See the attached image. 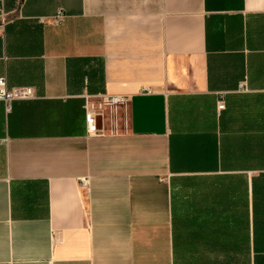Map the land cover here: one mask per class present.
<instances>
[{"label":"crops","instance_id":"crops-1","mask_svg":"<svg viewBox=\"0 0 264 264\" xmlns=\"http://www.w3.org/2000/svg\"><path fill=\"white\" fill-rule=\"evenodd\" d=\"M0 5V264H264V0Z\"/></svg>","mask_w":264,"mask_h":264},{"label":"built area","instance_id":"built-area-1","mask_svg":"<svg viewBox=\"0 0 264 264\" xmlns=\"http://www.w3.org/2000/svg\"><path fill=\"white\" fill-rule=\"evenodd\" d=\"M64 19V12L57 11V14L51 18V22L54 25H59L61 21ZM43 19H39V23H43ZM9 21V16L5 14L0 5V36L3 33V27ZM35 94L31 88L26 87H18V88H8L6 77L0 78V104H3L5 111L10 110V105L13 102L19 101H28L34 100ZM128 102L127 98L114 96V97H100L99 104L114 107L117 105H124ZM224 109L223 104L218 106V110L221 111ZM100 111L91 112L86 115L85 123L87 127L88 136H96L98 135V119H99ZM88 179L84 178L79 181L80 190L85 192L88 188Z\"/></svg>","mask_w":264,"mask_h":264}]
</instances>
